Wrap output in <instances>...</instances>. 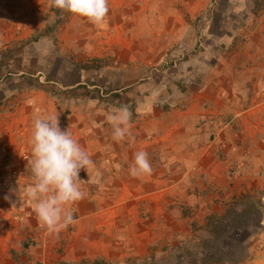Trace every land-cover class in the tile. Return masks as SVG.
Returning a JSON list of instances; mask_svg holds the SVG:
<instances>
[{
    "label": "rangeland",
    "instance_id": "374dc122",
    "mask_svg": "<svg viewBox=\"0 0 264 264\" xmlns=\"http://www.w3.org/2000/svg\"><path fill=\"white\" fill-rule=\"evenodd\" d=\"M107 4L98 25L52 0H0V264H264V213L245 259L213 249L206 226L243 193L264 202V0ZM120 108L130 135L116 141ZM37 114L92 161L59 232L26 195ZM139 151L152 171L133 177Z\"/></svg>",
    "mask_w": 264,
    "mask_h": 264
},
{
    "label": "clouds",
    "instance_id": "9594fccd",
    "mask_svg": "<svg viewBox=\"0 0 264 264\" xmlns=\"http://www.w3.org/2000/svg\"><path fill=\"white\" fill-rule=\"evenodd\" d=\"M57 9L87 18L93 24H103L108 12L107 0H52ZM131 113L120 108L111 113L108 123L113 128V139L123 140L130 135ZM32 159L28 170L33 184L26 195L34 201V211L41 224L50 232H59L73 220L66 210L83 198L79 172L91 165L86 151L67 130H61L58 116L37 114L31 138ZM152 171L148 155L135 153L130 174L138 177Z\"/></svg>",
    "mask_w": 264,
    "mask_h": 264
},
{
    "label": "trees",
    "instance_id": "16d2710c",
    "mask_svg": "<svg viewBox=\"0 0 264 264\" xmlns=\"http://www.w3.org/2000/svg\"><path fill=\"white\" fill-rule=\"evenodd\" d=\"M263 213L264 202L261 193L246 192L232 201L223 213L210 215L206 226L213 249L217 248V243L232 244L237 250L238 260L248 257L250 233L261 228ZM204 252L209 257L208 260L206 258V263H218L223 260L216 258L215 250L204 249ZM233 255L232 252L228 253V257Z\"/></svg>",
    "mask_w": 264,
    "mask_h": 264
},
{
    "label": "crops",
    "instance_id": "0c3cea01",
    "mask_svg": "<svg viewBox=\"0 0 264 264\" xmlns=\"http://www.w3.org/2000/svg\"><path fill=\"white\" fill-rule=\"evenodd\" d=\"M90 154H91V152H89ZM157 166H159V164H157ZM176 184H178V182L176 183ZM92 201H94V203H92V204H94L95 206H104V204L102 203V201L104 200V198H102V200H97V199H95L94 197L92 198H90ZM106 206L108 207V208H110L111 206H113V204L111 205V204H106ZM105 215H107V212L105 213ZM107 245V244H106ZM83 257V256H82Z\"/></svg>",
    "mask_w": 264,
    "mask_h": 264
}]
</instances>
